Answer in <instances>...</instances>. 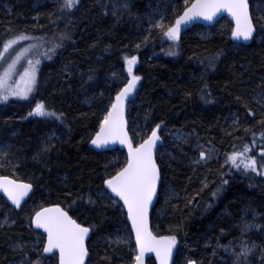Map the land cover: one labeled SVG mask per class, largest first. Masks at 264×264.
<instances>
[{
    "label": "trees",
    "instance_id": "16d2710c",
    "mask_svg": "<svg viewBox=\"0 0 264 264\" xmlns=\"http://www.w3.org/2000/svg\"><path fill=\"white\" fill-rule=\"evenodd\" d=\"M60 2L0 0V45L20 31L56 45L40 67L33 97L0 105V146H9L7 156L0 149V175L34 187L19 211L0 195V264L35 259L45 238L30 217L49 203L94 225L88 264L134 261L126 211L103 183L127 154L100 153L91 146L115 92L130 79L128 55L138 57L133 70L141 76L128 116L134 144L163 121L165 144L157 154L162 182L152 229L157 236H177L174 264H232V254L220 244L238 235L244 216L261 225L250 230V239L264 242V172L245 168L239 156L238 167L228 155L248 144L246 154L256 157L258 167L264 165V0L251 3L257 35L250 46L232 41L233 24L226 18L213 28L195 26L179 41L164 35L157 17L173 21L184 0H79L69 14L59 10ZM61 32L67 35L61 38ZM205 84L208 91L202 94ZM40 100L63 117L32 113ZM170 131L187 138L173 142ZM208 147L220 158L199 162V151ZM250 259L264 264L259 250ZM43 264H58V257L44 258Z\"/></svg>",
    "mask_w": 264,
    "mask_h": 264
},
{
    "label": "snow or ice",
    "instance_id": "6c2138e0",
    "mask_svg": "<svg viewBox=\"0 0 264 264\" xmlns=\"http://www.w3.org/2000/svg\"><path fill=\"white\" fill-rule=\"evenodd\" d=\"M78 2L79 0H61L59 10L61 12L71 11ZM221 10H227L235 20L231 36L242 37L245 40L253 36L256 24L250 11L249 0H184L183 9L174 16L173 21L166 23L161 17L155 21V25L164 35L171 37L174 41H179L181 27L184 23L198 16L212 19ZM66 35L67 33L64 32L59 33L61 38ZM25 40H31V43L18 44ZM40 45V39L26 31L11 33L0 45V61L6 63V67L0 72V100H7L10 96L28 97L30 95L37 85L40 56L48 54L47 51L44 53L39 51ZM22 59L27 63L21 65L23 70L19 71L17 66ZM137 59L136 55L126 56L131 78L115 92V99L111 100L107 111L103 113L99 130L95 132L92 143L103 145L109 141L119 140L128 148L123 165L116 169L114 174H107L103 183L111 189V193L116 194L117 198H122L123 205L127 208L126 215L131 218V226L135 230V241L138 247L132 264H144V254L149 251H155L160 264H169L177 236L175 234L157 236L150 228L148 220L149 207L153 202V197L157 194L158 184L161 182L160 165L156 159V145L157 141L162 139L158 129L163 121L157 122L151 128L150 133L135 144L126 126L125 101L128 94L136 88L137 81L141 79L140 75L133 72ZM91 78L90 75L89 79ZM207 91L208 86L205 84L201 88V93L205 94ZM248 111L251 112L252 109L249 108ZM31 112L42 116L63 117V113H57L54 108L46 106L43 100L38 101ZM260 135L264 137V132ZM8 147L7 145L0 146L5 156L8 155ZM48 147L45 145V148ZM249 147L245 144L243 151L229 153V159L239 167L236 159L239 156L245 168L264 172V165L258 167L256 157L246 154ZM260 152L264 153V148H261ZM198 156L207 159L210 158L211 153L201 149ZM224 183L226 181H221V185ZM221 185L213 190V195L220 190ZM32 188L33 184L28 180L14 178L11 175H0V189L7 193V197L11 199L14 206H20ZM108 198L112 199L110 195ZM88 199L95 203L91 194L88 195ZM30 219L35 225L46 230L47 239L42 248L37 249L35 259L29 257L27 264H43L42 257L46 259L45 254H55L54 250H58V264H85V259L89 254L87 240L90 230L94 227L93 224L80 222L59 203L42 204ZM4 220L7 223H13L8 217ZM258 227L261 225L255 222V218L250 220L244 216L238 222V235L230 238L227 243L220 244V247L232 254V264H251L250 255L254 253V250H259L261 256L264 257V242L252 240L247 235L252 228ZM120 239L121 237H116L117 242ZM14 247L22 249L23 244H17ZM20 264H25V261H21ZM187 264H196V262L188 261Z\"/></svg>",
    "mask_w": 264,
    "mask_h": 264
},
{
    "label": "water",
    "instance_id": "95a60500",
    "mask_svg": "<svg viewBox=\"0 0 264 264\" xmlns=\"http://www.w3.org/2000/svg\"><path fill=\"white\" fill-rule=\"evenodd\" d=\"M253 1H255V0H249L250 11L251 12H252L251 3ZM225 18L227 20H229L233 24V27H234L235 20H234V18L231 16V14L227 10H221L220 12L216 13V15L212 19H207L205 17H199V16L195 17L192 20H190V21H188V22H186V23H184L182 25L179 39H181L182 36L185 33H187L188 31L192 30L195 26H205V27L213 28V27H215L217 25L218 22H220L221 20H223ZM256 35H257V28L255 29V31L253 33V36L251 38H249L248 40H245L242 37L238 38V37H233V36H231V39H232V41L234 43L245 45V46H250L254 42V40L256 38ZM138 92H139V85L137 83L136 84V88L131 93L128 94V97L126 98V101H125V117H126V120H127V125L126 126H127V129H128V132H129V122H128L129 110H130V106H131L132 102L136 99ZM158 131L160 133L159 129H158ZM129 134H130V132H129ZM130 136H131V134H130ZM160 136H161V134H160ZM164 144H165V142H164L163 138L161 140L157 141V145H156V159H157V154H158L159 150L164 146ZM91 146H92V149L94 151L100 152V153L107 152V151H114V150H117V149H119L121 151H124L126 154L128 153L127 145L121 143L119 140H117V141H109V142H107L106 144H103V145H96V144L91 143ZM161 182H162V176H161ZM161 182L158 184L157 194L153 197V202H152V204L149 207L148 220H149V226H150L151 229H152V214H153V211H154V209H155V207H156V205L158 203V200H159V191H160ZM106 189H107V191L110 193V195L114 199L118 200L123 205L122 198H117L115 193H111V189H109L107 185H106ZM33 193H34V187L29 191L28 196H26L24 198V200L21 202V205L17 207V206H14V203L11 201V199L7 197V193H5L3 191V189H0V195L5 200V202L10 207H12V208H14V209H16L18 211L21 210V208L29 201V199L31 198ZM123 207H124V209H125V211L127 213L126 206L123 205ZM128 222H129V226L131 228V231H132V234H133V237H134V242H135L136 251H137L138 247H137V244H136V241H135V230L131 226V218L130 217H128ZM32 227H33V229L36 232L40 233L45 238V242H46V239H47L46 230L41 228V227H39V226H37V225H35V223L33 221H32ZM152 231H153V229H152ZM91 238H92V230H90L89 238L87 240V243H89ZM54 253L55 254H45V255L47 257H52V256H57L58 257V250H54ZM58 259H59V257H58ZM89 259H90V253L88 254V256L85 259V264H88ZM150 260H153L155 262V264H160V260L156 256L155 251H149V252H146L144 254V264H149ZM174 263H175V245L173 247L172 256H171V259L169 261V264H174Z\"/></svg>",
    "mask_w": 264,
    "mask_h": 264
},
{
    "label": "rangeland",
    "instance_id": "374dc122",
    "mask_svg": "<svg viewBox=\"0 0 264 264\" xmlns=\"http://www.w3.org/2000/svg\"><path fill=\"white\" fill-rule=\"evenodd\" d=\"M78 4H79V2H78ZM78 4L71 11H73L78 6ZM71 11L65 10L64 12L67 13V14H69ZM161 17H159V18L157 17L156 21L159 20ZM23 43H31V40H25V41H22V42H18L19 45H22ZM13 47H17V46H13ZM54 50H55L54 45H50L49 43L41 42L39 51L41 53H44V52L47 51L48 54L47 55H43L42 54L40 56V63L38 65V72H37V82H38L39 70H40L41 65L44 62L49 61L52 58V55L54 53ZM26 63L27 62L24 59H22L20 61V64L17 66L18 69H19V71H22L23 70V68L21 67V65H26ZM4 67H6V63H4L3 61H0V72L3 71V68ZM133 72H134V70H133ZM129 77L131 78V74L130 73H129ZM16 78L18 79V76ZM36 87H37V85L34 87V89L32 90V92L30 93V95L28 97L10 96L7 100H0V105L1 104H4V103H7L9 101H22V102L28 101V100H30L33 97V95L35 93V90H36ZM168 135H170V137H171V139H172L173 142H184L185 139L187 138V134H185L182 131H177V132H171L170 131L168 133ZM201 149H204L205 151L211 153L210 158H207V159L200 158V161L199 162H201V163L210 164V163H212L214 161H217L220 158L219 153L216 150H214L213 148L208 147V148H201ZM0 215H1V212H0ZM42 259H43V263H44V257Z\"/></svg>",
    "mask_w": 264,
    "mask_h": 264
}]
</instances>
